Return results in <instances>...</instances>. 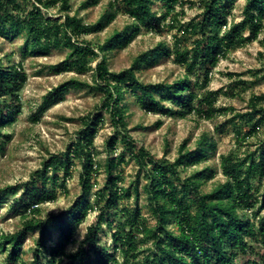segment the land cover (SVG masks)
Here are the masks:
<instances>
[{"label": "trees", "instance_id": "trees-1", "mask_svg": "<svg viewBox=\"0 0 264 264\" xmlns=\"http://www.w3.org/2000/svg\"><path fill=\"white\" fill-rule=\"evenodd\" d=\"M97 1L85 0L81 7H88ZM155 1L164 3L165 10L160 14L153 10L152 3ZM178 1L110 0L108 10L97 21L89 23L78 13H71L70 0H0V34L18 36L26 33L25 48L28 53L45 52L52 47L69 49L63 60L50 66L56 74L69 71L85 73L93 69V84L75 77L60 83L43 96L39 113L63 100L70 88L89 86L103 94L102 106L108 110L117 129L127 127L123 101L128 92L138 96L140 105L147 112L172 115V105L177 104L179 109L176 112L180 117L192 112L207 118L226 114L234 108L216 106L222 89L200 91L208 86L210 72L221 58L226 57L232 49L258 39L264 29V0H245L243 18L232 23H229V16L237 0H203L200 20L190 21L182 30L199 33L192 48L181 50L180 39L176 36L175 50L162 40L139 54L128 68L119 71L109 68L107 53L126 47L142 28L161 31L163 22L172 15ZM55 6L64 12L63 20L45 18L41 7L50 9ZM118 10H122L132 21L121 30H115L102 43L93 44L82 37L104 30L116 17ZM172 18L176 19L175 16ZM171 55L175 63L185 68L182 76L172 82L158 83H146L140 79L137 71L142 65ZM100 56L96 66L92 67L90 63ZM201 75L204 77L201 82L192 78ZM25 82L26 72L21 62L5 66L0 59V136L6 139L12 136L4 134L2 130L13 121V110L20 100L18 92ZM240 82L246 84L245 80ZM223 93L228 96L237 94L233 88ZM166 100L173 104L165 103ZM263 104L264 93L253 95L249 99V109L235 112L234 118L226 120L220 128L238 118L251 123L248 130H239L237 133V141L240 145L244 144L248 137L259 135L260 130H264ZM38 117L39 114H36L33 118L38 120ZM103 121L100 112L86 115L77 139L67 151L63 155H51L44 162L41 174L24 185L25 189L13 203L14 209H23V225L19 230L0 235V251H7L14 262L19 258L18 251L27 234L37 232L36 250L30 264H41L40 255L47 250L51 228L58 229L60 236L57 243L48 249L51 256L49 264H55L56 257H59L60 263L64 262V257L68 256L65 244L73 241L76 225L83 222L92 210L89 199L91 179L94 171L102 166L107 178L98 200L104 203L99 207L96 221L88 228L83 245L68 256V264H77L75 259L82 261L86 256L94 257V264H235L239 254L254 251L247 243V237L253 240L260 238L264 242V194L263 199L258 200L253 187L254 180L264 179V135L255 149L246 150L239 159L231 154L222 155L221 167L225 180L206 190L203 185L214 177L213 168L203 167L184 177L181 172L188 166L202 163L208 153L216 149V142L207 133L191 150L186 148L187 140H184L179 146L178 156L170 161L154 158L144 149L138 148L125 132L121 134L120 140L126 148L113 156L119 140L120 132L117 131L108 140L110 157L101 164L95 157L93 143ZM4 147L5 141L0 137V150ZM128 152L139 165L137 181L134 187H120L122 176L117 167L127 162ZM74 158L81 162L79 178L82 187V194L74 204L68 210L51 214L45 219L25 215L40 214V204L56 199L57 173L63 169L65 175H69ZM49 172L51 175H48ZM141 174L149 181L145 191L156 224H145L141 208L136 203L134 208H124L123 220L116 223L115 228L112 227L116 221L115 207L121 199L132 195V189L138 202ZM49 183L54 185L50 187ZM20 187L21 184L10 189L15 194ZM6 192L7 189H0V205ZM249 210H252L251 213ZM103 223L115 229L112 233L114 252H110L97 239L96 228ZM149 240L152 247L145 252L141 243ZM116 250H120L123 258L120 263ZM251 263L256 264L257 261Z\"/></svg>", "mask_w": 264, "mask_h": 264}, {"label": "rangeland", "instance_id": "rangeland-1", "mask_svg": "<svg viewBox=\"0 0 264 264\" xmlns=\"http://www.w3.org/2000/svg\"><path fill=\"white\" fill-rule=\"evenodd\" d=\"M85 0H70L72 5L71 13H78L86 22L97 21L102 14L108 10L110 0H98L95 4L88 7H81ZM203 0H179L172 12L176 17L174 20L170 15L164 22L161 31L145 30L142 28L140 33L134 36L130 43L121 49H116L108 54L109 68L113 71L123 70L131 66L134 59L143 51L153 47L159 41L165 40L173 50L176 49L175 37L180 39L179 48H192L194 40L199 33L182 32L183 28L190 22H198L202 12ZM27 3V2H26ZM29 4V3H28ZM117 4V3H116ZM245 0H237L234 3L232 14L229 16V23L237 22L243 18V7ZM118 7V4L116 5ZM153 10L162 13L165 10L164 3L155 1L152 3ZM45 18L64 19V12L58 7L45 9L41 7ZM132 19L122 10H118L116 17L109 23L104 30L97 33H90L82 36L90 40L93 44L103 42L107 36L115 30H121L129 24ZM223 28L222 32H224ZM25 34L18 36H6L0 34V59L5 66L22 63L26 72V82L19 90L20 100L17 107L13 110L12 122L3 128L4 134L12 137L6 139L5 147L0 150V189H7L4 199L0 205V235L19 230L24 222L22 208H13V203L25 189L24 185L36 176L41 174L44 162L53 154L63 155L70 144L78 136L84 124L86 115L102 113L104 121L99 125L94 138L93 149L97 161L104 164L110 157L108 152V140L115 132L119 131V140L113 156H117L126 145L121 142V134L127 133L138 148L144 149L154 158H166L173 161L179 154V146L187 140V149H194L204 133L213 138L216 142V149L208 153L207 159L198 165L188 166L181 172V176L192 174L196 170L210 166L215 170V175L204 183L203 187L209 190L213 184L222 182L225 177L222 173L221 156L233 155L236 159L244 156L246 150H253L258 146L260 139L263 138L264 130L261 129L259 135L248 137L244 144L237 141L239 130L245 132L251 123L244 119H236L222 128L220 125L229 118H234L235 112H246L249 109V99L253 95L264 93V29L258 39L242 47L232 49L228 55L221 58L217 66L210 72L208 86L204 90H218L223 92L233 88L237 94L228 96L221 92L216 100V106H229L234 108L226 114H217L212 118L194 112L186 117H180L176 112L179 105L166 100L165 103L173 104L174 114L162 115L159 113L147 112L142 108L138 101V96L132 92L126 93L123 101L127 127L117 129L106 108L102 106L103 94L94 88L84 86L82 88H70L63 100L47 108L43 113H39L42 98L52 88L70 78H79L93 84V69L85 73L75 71L56 74L51 71L50 66L63 60L69 53V49L52 47L45 52L28 53L25 48ZM222 34V33H221ZM97 50V47H96ZM98 51V50H97ZM99 59L93 60L90 64L95 67ZM174 56L159 59L149 65H142L137 71L138 76L144 82L158 83L162 81L172 82L185 72V68L173 61ZM201 82L204 77L193 76ZM245 80L246 84L240 82ZM245 86V89H244ZM264 106V104H263ZM39 114V119L34 120V115ZM161 123L158 125V122ZM263 130V131H262ZM127 162L119 165L117 171L120 172L122 180L119 181L120 187L135 185L139 165L131 156L126 153ZM81 162L74 158L69 175L60 170L58 181L55 186L57 197L55 200L40 204L41 213L37 215L25 214L29 218H48L51 214H58L63 210H68L77 198L82 194V187L79 178ZM51 175V172L48 173ZM107 175L102 166L93 173L91 179L92 186L89 199L92 210L86 215L83 222L76 225L73 241L65 244V251L68 256L76 253L83 245L88 228L96 221L99 207L104 203L98 200L100 190L103 188ZM148 179L141 174L139 179V199L136 200L135 192L132 191L130 197L123 198L115 207L117 214L112 227L123 220V209L134 208L138 203L141 208V215L147 225L156 224V219L152 214L150 203L147 200L148 194L145 185ZM21 184L17 193H12L11 187ZM50 187L54 184L49 183ZM258 200L263 199L264 179H256L253 182ZM9 190V191H8ZM257 206V205H256ZM252 210H249L251 213ZM264 214V209H262ZM176 228L175 225H172ZM96 236L100 244H105L110 252H114L112 233L115 231L106 223L96 228ZM51 236L47 243L45 254L40 255L41 264H49L51 246H54L60 236L58 229L51 228L48 233ZM37 232H30L24 239L23 245L19 249V258L14 262L8 256L7 251H0V264H30L34 258L36 250ZM141 238V235H140ZM247 243L254 248V251L241 253L235 260V264H264V242L262 239L253 240L246 238ZM144 251L152 247L151 241L141 243ZM119 263L122 262L120 250H116ZM64 257V262H59V257L54 260L55 264H68L69 257ZM94 257H85L82 261L75 259L77 264H94ZM142 258V256H141Z\"/></svg>", "mask_w": 264, "mask_h": 264}]
</instances>
